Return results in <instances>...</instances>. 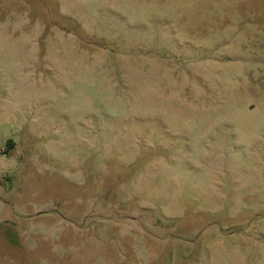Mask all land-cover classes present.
I'll use <instances>...</instances> for the list:
<instances>
[{"label": "rangeland", "instance_id": "1", "mask_svg": "<svg viewBox=\"0 0 264 264\" xmlns=\"http://www.w3.org/2000/svg\"><path fill=\"white\" fill-rule=\"evenodd\" d=\"M0 264H264V0H0Z\"/></svg>", "mask_w": 264, "mask_h": 264}]
</instances>
